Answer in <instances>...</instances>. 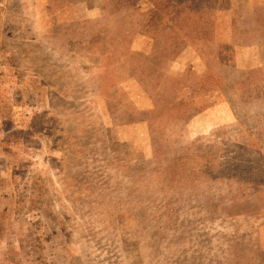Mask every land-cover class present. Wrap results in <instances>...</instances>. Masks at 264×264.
I'll list each match as a JSON object with an SVG mask.
<instances>
[{
  "label": "rangeland",
  "instance_id": "rangeland-1",
  "mask_svg": "<svg viewBox=\"0 0 264 264\" xmlns=\"http://www.w3.org/2000/svg\"><path fill=\"white\" fill-rule=\"evenodd\" d=\"M250 3L0 0V264L42 232L68 264H264V108L239 90L263 49L231 46ZM158 100L201 111L175 131Z\"/></svg>",
  "mask_w": 264,
  "mask_h": 264
},
{
  "label": "trees",
  "instance_id": "trees-1",
  "mask_svg": "<svg viewBox=\"0 0 264 264\" xmlns=\"http://www.w3.org/2000/svg\"><path fill=\"white\" fill-rule=\"evenodd\" d=\"M222 72L224 74H227V76H226L227 79L225 81L226 84L232 85V84L236 83L234 81L235 76H236V75H234V73H235L234 69H232V70L231 69H223ZM252 74L255 75L257 73H251L250 75H252ZM240 75H243L246 78V74L245 73H242ZM259 78L261 79V77H259ZM255 79L257 80L256 82H258V83L254 84V85H245L244 83H242L241 86L239 87L240 91L243 90V95H241L242 104H255L257 106L259 105L262 108H264V80L261 79L262 80L261 81V80L257 79L256 77H255ZM195 96L199 97V98L201 97V95L200 96L195 95ZM157 103L159 105H158V108L153 110L154 111L153 119L155 118V116H158V118H159L158 121H162V125H161L162 127H165L168 122L171 123L173 125L172 127L175 128V131H177V129H178V122L177 121L182 119L181 117H179L177 115H183V117H185L186 115H188L189 113H192L195 110L201 111V107L197 106V104H199V102L198 103L197 102H193V103L186 102V104H183V103H180V102H169L168 101V102H165V107L166 108H164L162 101L158 100ZM201 104H203V102H201ZM174 107H183L184 112H182V110H180L177 113H175L174 112ZM166 110H168V111L166 113H164V111H166ZM133 113L134 112H132V114ZM135 114H140V113L135 112ZM165 115H167V116H165ZM170 116L173 117V118H169ZM182 125L184 126V124H182ZM262 130H264L263 127L260 128V136H264V131H262ZM163 132L165 134L161 133V135L162 136L166 135V130L165 129H163ZM244 136H245V134H243V137ZM255 144H256V141H253V144H250V143L249 144H244V145L241 144L240 147L235 148V151L232 150V152L230 154L236 156V155H238V152H242V151L244 152L245 151V149L247 148L245 145H248L250 147H255L256 148ZM242 146H244V148ZM240 149L242 151H240ZM259 157H260V155H259ZM263 161H264V159H263ZM242 165L244 166V164H242ZM237 169H238L237 171L242 170L241 168H237ZM236 174L238 175V172ZM215 176H216V174H215ZM239 177H241V176H239ZM218 178H219L220 181L216 183V186L219 185V187H218L219 191L229 190L228 194L231 196V198L234 197V194L236 192H238V191L240 192V194L245 193V191H246L245 188H243L241 185H236V187H235L232 184V182L230 181V177H228L226 181L224 179L222 180V176L221 175H218L216 180ZM251 189L252 188H249V190H251ZM179 193H180V195H179L180 198L171 200L169 203L166 204L168 208H174L176 214L179 212L180 208L175 206V204H177L179 202H183L184 199H186V200L189 199L186 196L181 194L180 188H179L178 194ZM193 197H196L195 199L201 198L199 196V194H197V193H195ZM201 200H202V198H201ZM232 200H235V199H232ZM37 202H42V200H40L39 198L32 199V201L30 202V205H28L29 209L37 210L39 208V205H38ZM169 215H170V213H169ZM39 231H42V230H39ZM23 248L25 249V250H23V253H24L25 256L22 255V252H21V256L23 258H26V260H27L26 263L27 264H57V259H64L65 262H66L65 264H68L67 258L63 257V253L62 252H61L62 257L61 256H55L52 253L48 254L49 249L46 246V237H45V233L44 232H42V236L39 237V239L31 240ZM69 264H72V263H69Z\"/></svg>",
  "mask_w": 264,
  "mask_h": 264
},
{
  "label": "crops",
  "instance_id": "crops-1",
  "mask_svg": "<svg viewBox=\"0 0 264 264\" xmlns=\"http://www.w3.org/2000/svg\"><path fill=\"white\" fill-rule=\"evenodd\" d=\"M246 10L247 12H249V22L248 24H244V25H236L233 26L234 29H232V31L234 32V34H232V38H231V42L234 49H254V47H258L259 49H263V51L261 52V54L259 55L260 57V63L262 61V59L264 58V41L263 43H257L256 46L254 44L256 43H252L253 40L260 42V40H262V36L260 35L259 32V28L257 26V18H255V15L257 14L258 17H260L261 19H264V0H251V3L248 5H246L245 7L241 8V9H237L234 12L237 13L240 10ZM257 12V13H256ZM242 36V37H240ZM264 40V39H263ZM131 46V45H130ZM132 52H133V48L130 47L129 51L127 53V55L130 57L132 56ZM127 55H125L127 57ZM123 57V56H122Z\"/></svg>",
  "mask_w": 264,
  "mask_h": 264
}]
</instances>
